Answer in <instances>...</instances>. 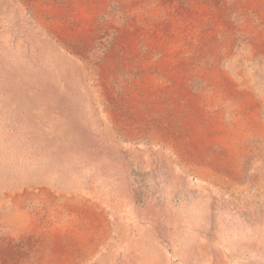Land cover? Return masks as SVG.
Returning <instances> with one entry per match:
<instances>
[{
    "label": "rangeland",
    "instance_id": "1",
    "mask_svg": "<svg viewBox=\"0 0 264 264\" xmlns=\"http://www.w3.org/2000/svg\"><path fill=\"white\" fill-rule=\"evenodd\" d=\"M0 264H264V0H0Z\"/></svg>",
    "mask_w": 264,
    "mask_h": 264
}]
</instances>
